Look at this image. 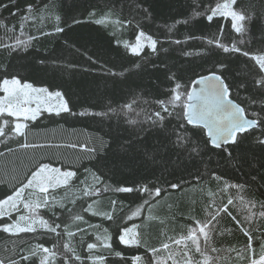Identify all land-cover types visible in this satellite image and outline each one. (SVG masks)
Returning <instances> with one entry per match:
<instances>
[{
    "label": "trees",
    "instance_id": "1",
    "mask_svg": "<svg viewBox=\"0 0 264 264\" xmlns=\"http://www.w3.org/2000/svg\"><path fill=\"white\" fill-rule=\"evenodd\" d=\"M40 2L41 0H16L15 4H12L9 0H0V5L8 4L7 8L0 7V19L9 27L16 25V35H19V17L25 12L26 5L29 3L39 5ZM45 2L52 8L54 15L61 16L60 26L64 27L65 31L58 34L53 32L56 24L54 19L47 20L44 25H38L43 31L53 34L40 37L27 54L16 55L0 51V73L4 68H8L11 74L25 78L36 87H47L52 92L61 91L73 113L106 111L109 105L116 107L125 101L130 102L137 96H143L151 101L161 98L171 87L164 65L182 77V83L186 84L198 78L199 74L206 73V70L211 69L217 61H224L231 68L227 79L233 83H239L243 79L247 84L246 90L233 89L237 102L245 97H248L249 101L255 97L258 102L261 98L256 88L252 86L253 79L257 78L258 69L254 61L240 53H223L216 48H211L210 54L202 58V53L210 48L207 39L217 36L223 43L235 42L243 50L253 52L264 50L259 20L252 22L251 34L244 38L243 44H240V36L232 29L229 17H216L209 23L204 18L193 16V10L206 7L208 0H204L202 4L200 0H144L145 6L151 11V16L147 18L135 7L141 0H45ZM243 3L245 6L250 3L256 4L259 9L264 0H243ZM197 5L200 6L196 7ZM108 8L114 9L121 19L134 18L133 24L120 26L111 21L106 24L94 23V20L100 18L101 13ZM89 11L95 12L96 16H87ZM73 16L85 22L67 27L64 21L66 19L70 21ZM184 19H190L191 22L185 25ZM137 23L147 34L159 39L163 48L168 51H161L159 56H155L151 55L149 48H145L141 56H135L130 50L125 49V42H135L138 32L134 29ZM169 27L173 29L171 33L168 32ZM25 31L36 34L37 29L26 27ZM2 34L3 30H0V35ZM190 36L195 38L189 39ZM175 40H180L181 44H175ZM185 51L191 55L184 56ZM42 58L45 59L43 65L39 63ZM100 64L116 72L127 70V78L103 75L99 70ZM135 64H140L141 68L136 69ZM154 64L158 67L154 68ZM252 108L255 109L256 105H252ZM125 119L123 116L108 119L68 113H61L60 116L44 113L37 121L29 122L30 131L27 137L28 143L42 144L44 147L20 149L19 142H23V138H14L17 142L0 138V151L5 152L4 156H0V198L11 194L12 186L23 181L41 162L77 171V176L71 181L73 187L67 191V195L63 188L55 190L58 206L52 210L41 208L39 211L50 223L53 220L57 223L63 221L69 225L71 231H75L77 226L86 229V232L77 233L72 238L73 246L82 256L86 255L82 244L96 242V235L102 236L103 229L107 228L113 237V247L123 253L126 262L116 257L114 252L95 250L96 254L108 257L106 264H131L133 255L145 252L143 247L136 249L119 244L117 232L121 225L130 228L139 225L134 229L142 233L146 246L159 247L161 242H167L168 237L186 233L187 227L194 223L191 218H205L207 206L213 199L208 195L209 192L216 194L217 205L226 203L228 194L219 191L222 182L212 177V172L223 176L230 183L247 185V190H250L249 198L264 202V154L254 142L245 143L236 149L234 151L236 160L231 162L219 155L221 150L207 149L202 152V158L188 159L184 156L176 162V157L172 156L170 162L161 159L153 162L141 155L144 151L141 145L135 144L131 149L125 147L126 141L136 140L134 129L124 122ZM196 136L201 144L207 139L199 131ZM102 141L109 143L111 151L106 155L101 153L105 158L97 163L99 156L89 157L81 146L99 148ZM4 143L12 147V153L4 149ZM152 143L155 144L157 141L152 140ZM73 144H76L77 148L70 147ZM228 150L231 151L232 148L229 147ZM236 161H241L239 166ZM85 169H88L87 173ZM97 169L113 188L120 185L137 187L143 184L162 186L165 191L161 197L156 198L158 203L155 201L152 203L151 209L152 215L158 219L145 221L147 206H144L145 212L140 217L125 218L121 221V217L131 216L136 207L143 206L142 195L136 192H109L99 198V204L94 206V210L98 207L101 211H109L114 215V221L84 213L83 207L87 204L82 199H77L81 195L80 181L85 180L87 176V182L91 184V172ZM172 183L181 184V188H170L169 185ZM229 193L234 194L235 190L230 189ZM73 199L76 200L75 205L71 203ZM111 200L117 201L115 212L111 211ZM61 203L64 204L63 208L59 207ZM69 208L73 210L72 213L68 212ZM24 211L21 209L20 214ZM229 211L231 216L222 214L219 218L213 246L221 250L242 249L247 243V238L239 230L232 216L243 222L246 211L238 202L230 205ZM76 213L82 214L87 223L73 222L71 217ZM16 216L17 213H13V219ZM3 220L7 221V217ZM89 224L93 227H88ZM97 225L100 226L99 231ZM258 226H264V220L253 224V228ZM254 236L253 246L258 251L259 233L255 232ZM64 239L67 240V237ZM13 240L27 249L37 243L50 247L57 238L43 229H39L35 234L23 233L20 239L9 237L0 231V258L11 255L8 249L12 247ZM221 254H224L223 251ZM28 264H35V260ZM57 264H60L59 259ZM228 264H247V261H238L236 253L233 252Z\"/></svg>",
    "mask_w": 264,
    "mask_h": 264
},
{
    "label": "snow or ice",
    "instance_id": "2",
    "mask_svg": "<svg viewBox=\"0 0 264 264\" xmlns=\"http://www.w3.org/2000/svg\"><path fill=\"white\" fill-rule=\"evenodd\" d=\"M15 4L16 0H9ZM204 0H200L202 4ZM197 5L196 7H199ZM0 7L7 8L8 4H2ZM138 12H142L145 18L151 16L148 6H145L144 0L136 4ZM19 12V9H17ZM15 16V13H13ZM87 16L95 17L93 11L87 12ZM194 17L204 18L211 23L216 17H230L231 27L235 33L239 34V43H244V38L250 35L251 24L254 20H259L261 24L260 34L264 38V4L257 9L256 4L250 3L245 6L243 0H208L207 6L201 10H193ZM114 18V19H113ZM54 19L56 24L53 28L54 33H63L65 28L60 26L61 16L54 15L52 8L45 0H41L40 4L29 3L26 5L25 12L19 17V35H16L17 26L9 27L2 19H0V51H6L9 54H27L42 36H50L52 32L43 31L42 27L47 20ZM109 21L116 25L123 26L125 24H133V19H121L116 11L108 8L101 13L100 18L94 20L96 24H106ZM81 20L75 16L64 23L67 27L82 24ZM179 23V21H177ZM191 22L190 19H184L185 25ZM26 27H35L36 34H29L25 31ZM172 28H168V32H172ZM134 31L138 34L135 36L134 43H124V48L130 50L135 56H141L145 47L151 50V55L159 56L160 52H167L168 49L163 48L159 39L153 38L147 34L137 23ZM21 37H25L22 39ZM193 39L195 37H188ZM175 44H181L180 40H175ZM160 45V48H158ZM209 49L202 53V58L210 54L211 48L220 49L223 53H240L244 57H248L258 66L256 77L252 81V86L256 88L260 94L259 102L255 97L249 101L245 97L237 102L233 95V89H247V84L243 79L239 83H233L227 79L231 68L224 61H217L206 73L199 74L198 78L191 80L189 83H182V77L172 72L167 65H164L168 73L167 79L171 87L164 93L161 98L151 101L143 96H137L131 101L117 105L116 107L108 106L106 111L88 112L82 111L73 113L69 107L68 101L64 99L61 91H49L47 87H34L33 83L27 82L25 78L13 75L8 68H4L0 73V138L8 141L17 142L14 138H23V142H19L20 149H35L44 147L45 145L28 143L27 137L30 131L29 122L37 121L44 113L55 114L60 116L61 113H68L79 116H99L101 118L112 119L123 116L125 123L134 129L135 141H126L125 147L131 149L135 144H139L144 148L141 153L147 159L155 162L157 159L171 161L172 156L176 157L179 162L181 157L186 156L188 159L202 158L201 154L205 149L221 150L219 155L226 157L230 162L235 161L234 151L245 143H253L264 154V50L253 52L243 50L238 47L235 42L225 44L221 38L207 39ZM191 53L185 51L184 56H190ZM40 64H45V59L39 60ZM136 69H140V64H135ZM154 68L158 67L153 65ZM101 73L107 77H126V71L116 72L108 68L104 64L99 65ZM148 107L145 108L144 106ZM243 105V106H242ZM252 105H256L253 109ZM135 117V118H133ZM206 130V131H205ZM204 134L207 139L200 140L196 136L197 132ZM152 140L157 143L153 144ZM4 149L8 153H12L13 149L8 143L3 144ZM77 148L76 144L71 145ZM89 157L103 160L108 151H111L109 143L101 142L99 148L81 146ZM232 148L231 151L228 148ZM101 153L105 155H101ZM5 152L0 151V156H4ZM241 161H236L239 166ZM88 172V169H85ZM217 181L222 182L219 189L221 193L228 194L226 203L217 205L214 193L209 192L208 195L213 197L206 209L204 219H195L193 224L187 227L186 233L177 237H168L167 242H161L159 247H147L143 240L141 232L133 228L121 225L117 232L119 244L130 248H145L143 254H135L131 257V264H228L231 253H236L238 261H247V264H264V226L253 228L256 221L264 220V202L249 198L247 185L240 183H230L223 176L211 173ZM77 176V171L64 170L59 167H53L50 163L41 162L31 171L23 181L12 186L11 194H6L0 198V231L8 234L9 237L20 239L23 233H37L39 229L45 230L57 238L56 242L50 247H46L43 243H37L35 246L27 249L12 241V247L8 249L11 253L9 256L0 258V264H28L35 260V264H106L108 257L103 254H96L97 249H104L108 253H115L116 257H120L126 262L121 251H116L113 247V237L107 228L103 229V235L97 234L96 242H88L82 244L86 255L77 252L76 247L72 244V238L77 233L86 232V229L77 226L75 231L69 230V225L63 221L52 223L40 214V209H55L57 205L55 190L63 188L67 195V191L73 187L71 181ZM92 183L85 180L80 181L81 195L77 199H82L87 206L83 207L84 213H90L91 216H103L108 221H114V215L109 211H101L97 207L99 198L104 193H139L142 195V205L136 207L131 216L121 217V221L125 218L132 219L140 217L145 212L147 206V215L145 221H153L158 219L152 215V203L157 197H161L165 189L162 186L143 184L137 187L116 186L113 188L107 183L103 175L99 174V169L91 172ZM170 188H181V184L172 183ZM50 189L52 190L50 192ZM230 189H234L235 193H229ZM91 201L90 203L88 201ZM238 202L246 211L243 222L235 221L239 230L246 236L247 243L242 249L229 248L221 250L213 246L214 237L217 234V225L222 214L231 216L229 206ZM75 205L76 200L71 201ZM117 205L116 200L110 201L111 211L115 212ZM59 207L63 208L61 203ZM21 209L25 210L23 214ZM258 209V211H254ZM72 213L71 208L68 209ZM13 213H17L13 219ZM53 212V216H55ZM7 217V221L3 218ZM59 219V217H57ZM73 222L83 221L84 216L76 213L71 217ZM88 227H93L88 225ZM99 231L100 226H96ZM259 233V250L253 246L254 233ZM67 237V240L64 238ZM27 243V241H25ZM223 251L224 254H221ZM198 254V258H196ZM19 257L14 258V257ZM258 257V258H257Z\"/></svg>",
    "mask_w": 264,
    "mask_h": 264
},
{
    "label": "rangeland",
    "instance_id": "3",
    "mask_svg": "<svg viewBox=\"0 0 264 264\" xmlns=\"http://www.w3.org/2000/svg\"><path fill=\"white\" fill-rule=\"evenodd\" d=\"M230 18V17H229ZM231 19V18H230ZM145 48H147V47H145ZM34 87H36V86H34ZM51 166H53V167H59V166H54V165H51ZM59 168H61V167H59ZM61 170L62 171H64V170H67V169H63V168H61ZM132 228V227H131ZM135 230V229H134Z\"/></svg>",
    "mask_w": 264,
    "mask_h": 264
},
{
    "label": "water",
    "instance_id": "4",
    "mask_svg": "<svg viewBox=\"0 0 264 264\" xmlns=\"http://www.w3.org/2000/svg\"><path fill=\"white\" fill-rule=\"evenodd\" d=\"M206 131V130H205Z\"/></svg>",
    "mask_w": 264,
    "mask_h": 264
}]
</instances>
